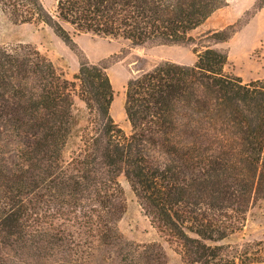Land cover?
Wrapping results in <instances>:
<instances>
[{
  "label": "trees",
  "instance_id": "obj_1",
  "mask_svg": "<svg viewBox=\"0 0 264 264\" xmlns=\"http://www.w3.org/2000/svg\"><path fill=\"white\" fill-rule=\"evenodd\" d=\"M224 3L56 0L50 12L41 0H0V13L44 24L68 46L67 28L134 46H181ZM235 32L212 37L221 43ZM226 64L225 53L206 47L193 65L164 62L129 79L126 135L110 114L106 67L83 61L71 82L35 48L0 46V252L24 253L38 232V205L47 204V256L57 264L102 254L118 264H166L159 245L130 243L118 230L124 176L151 225L179 244L183 264H264V241L221 244L264 200V80L244 82ZM75 96L88 125L83 148L65 162Z\"/></svg>",
  "mask_w": 264,
  "mask_h": 264
},
{
  "label": "rangeland",
  "instance_id": "obj_2",
  "mask_svg": "<svg viewBox=\"0 0 264 264\" xmlns=\"http://www.w3.org/2000/svg\"><path fill=\"white\" fill-rule=\"evenodd\" d=\"M45 9L52 12L56 0H41ZM258 0H225L224 5L191 33L193 43L186 45L145 44L134 46L120 38H109L93 34L69 31L75 46H68L44 24H15L0 13V46H31L50 60L63 76L74 82L80 63L87 61L106 67V73L114 90L110 114L115 123L130 135L131 126L124 113L125 85L129 79L164 62L193 65L197 54L206 47L227 55L225 72L240 77L244 82L264 80V8L256 10ZM236 27V32L225 42L216 43L212 34ZM72 131L63 149L65 162L70 161L82 148L81 137L88 125L85 105L74 98ZM123 193L124 211L117 223L123 238L134 244L159 245L166 257V264H183L180 247L170 242L164 234L154 228L144 215L135 195L124 176L118 179ZM40 213L33 216L31 224L36 232L24 253L3 249L0 259L6 264H57L56 258L48 257L47 250V204H39ZM39 212V211H38ZM73 231L70 224L54 221ZM51 231V229H48ZM53 232V231H52ZM264 241V200L255 202L246 213L243 230L223 241L222 245H241L245 242ZM114 259V258H113ZM86 264H118L106 254Z\"/></svg>",
  "mask_w": 264,
  "mask_h": 264
},
{
  "label": "crops",
  "instance_id": "obj_3",
  "mask_svg": "<svg viewBox=\"0 0 264 264\" xmlns=\"http://www.w3.org/2000/svg\"><path fill=\"white\" fill-rule=\"evenodd\" d=\"M114 102V101H113ZM113 104V103H112ZM111 109H112V105H111Z\"/></svg>",
  "mask_w": 264,
  "mask_h": 264
}]
</instances>
